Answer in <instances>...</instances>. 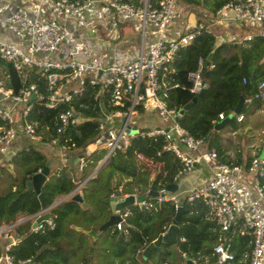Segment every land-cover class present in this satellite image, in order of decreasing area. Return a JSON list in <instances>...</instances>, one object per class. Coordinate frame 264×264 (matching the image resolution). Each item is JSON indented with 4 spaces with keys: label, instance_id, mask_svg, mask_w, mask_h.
<instances>
[{
    "label": "built area",
    "instance_id": "obj_1",
    "mask_svg": "<svg viewBox=\"0 0 264 264\" xmlns=\"http://www.w3.org/2000/svg\"><path fill=\"white\" fill-rule=\"evenodd\" d=\"M27 2L14 6L13 0H0V27L11 30L14 38L0 40V61L10 64L22 81V86L15 91L5 87L6 83L11 85L9 77L0 79V120L4 123L0 127V156L6 158L8 167L13 168L10 160L18 150L29 152L30 144L43 143L44 134L49 131L47 124L41 126L39 122L28 121L33 102L56 111L52 124L54 132L61 135L86 121L75 104L89 90L90 98L97 104L93 109L99 114L93 119L97 120L100 136L95 145L105 152L100 166L129 148L130 138L140 131L138 117L143 113L153 114L163 127L153 128L147 135L165 138L163 149L170 151L182 165L178 178L199 169L201 163L206 165L209 174L207 178H200V185L184 192L180 199L167 196L161 190L159 193L166 192V195L158 197V203L171 201L175 211L183 202L202 200L206 204L218 228L212 264H264V183L261 182L264 156L254 155L247 166L221 162L215 148H208L179 126L176 120L179 112L168 102L170 90L178 87L173 81L172 66L177 52L201 34H212L217 28L229 25L260 27L248 32L243 40L264 37V0H233L221 6L210 20L182 33L173 31L176 0H163L154 8L147 0L138 7L125 0ZM135 33L139 48L134 53L127 46ZM216 38L217 45L224 41L222 35ZM120 43L125 46L124 53L117 47ZM188 79L193 84L192 93L206 87L202 84L201 68L189 74ZM259 88L262 93L247 98L244 105L261 97L264 100V80ZM218 119L224 121L226 117L220 114ZM243 119L240 115L236 121L240 123ZM133 126L137 127L136 134L128 135ZM21 140L26 145L22 146ZM69 142L70 139L61 141L56 136L48 146L67 152ZM260 152L264 153V145ZM137 159L144 161L142 155H137ZM83 167L80 159L79 171ZM89 178L72 193H80ZM141 206L151 207L146 202ZM51 209H42L22 221H33L34 232L53 229ZM46 214L49 218L37 223ZM127 216L126 212L120 215L121 221L115 225L117 231L123 229ZM13 227L0 228V238L10 241L4 246L0 264H35L33 258L14 262L7 254L15 244L11 239ZM234 236L245 238L249 248L238 258L232 249ZM180 257L182 264H210L208 258L198 262L185 253Z\"/></svg>",
    "mask_w": 264,
    "mask_h": 264
},
{
    "label": "trees",
    "instance_id": "obj_2",
    "mask_svg": "<svg viewBox=\"0 0 264 264\" xmlns=\"http://www.w3.org/2000/svg\"><path fill=\"white\" fill-rule=\"evenodd\" d=\"M125 1L135 7L141 3V0ZM162 1L147 0L152 8ZM183 1L188 6L201 5L198 0ZM231 1L233 0H206L210 11H207L208 14H200L204 19L196 25L213 18L221 6ZM247 28L250 32L257 30V27ZM217 35H221L218 29L212 34L203 33L177 52L172 66L173 81L178 87L170 90L168 102L170 107L179 112L195 98L192 107L178 121L179 126L195 139L202 140L208 148H215L221 162L247 166L251 158L242 162L240 159L230 161L225 157L214 127L220 122L218 116L223 114L226 119L231 117L226 125L236 128L238 116L242 115L244 118L250 106L257 107L264 103L262 97L248 105L243 103L241 112L234 114L241 99L244 102L247 98L262 93L259 85L264 80V37L255 36L247 41L228 35L217 45ZM199 68L205 73L202 84L206 87L198 93H192L193 84L188 76ZM6 77L11 81V85H8L5 80L6 88L11 87L17 91L22 86V81L11 65L0 61V79ZM40 91L44 93L42 88ZM81 104L83 108L80 107ZM94 105L97 104L92 101L87 90L83 97L76 99L75 104V108L87 118L86 121L67 129L61 135L54 132L52 124L56 111L45 109L39 102H33L28 119L39 122L41 126H49V131L44 134L43 144H50L51 139L56 136L61 141L70 139L68 152L77 151L76 154L82 156L84 164L80 181H84L90 172L98 168L105 154L101 149L86 153L88 147L95 145L100 137L97 120H93L99 116L96 108L93 109ZM2 126L4 123L0 120V127ZM146 129L148 128L140 127L139 134L130 138L129 148L107 159L96 176L83 185L81 198L86 207L72 200L62 203L57 201L67 197L81 184L71 176L74 167L78 168V165L73 166L72 170L61 168L50 172L47 181L42 185L41 194L45 209L52 207L50 214L54 228L34 232L33 221L16 226L11 234L14 233L17 242L7 252L13 261L33 258L35 264H182L180 254L185 253L198 262L208 258L212 264L215 258L211 254L218 238V228L202 200L182 203L183 212L178 222L177 242L175 245L160 244L146 258L143 256L144 250L164 234L173 222L176 211L171 201L158 203L156 198L147 197L145 202L151 205L150 208L139 204L129 207L125 211L128 216L123 229L117 231L114 226L99 233L94 244L91 238L74 229L78 227L83 231L96 232L110 216L109 205L105 201L111 200L115 193L121 197L146 196L149 189L160 192L167 185L175 183L182 167L180 161L170 151L163 149L166 145L164 137H149V130ZM137 155H142L144 161L138 160ZM145 162L155 164L160 169L152 187L151 172ZM11 163L17 176L7 171L5 176L3 171L0 173V228L14 225L20 217L28 218L42 210L35 193L27 190V182L43 168L49 167V158L31 146L29 152L18 150ZM115 176L117 179L112 183ZM261 182L264 183V175ZM173 246L175 252L171 250ZM232 249L236 258L240 257L244 251L249 250L247 240L234 236Z\"/></svg>",
    "mask_w": 264,
    "mask_h": 264
},
{
    "label": "rangeland",
    "instance_id": "obj_3",
    "mask_svg": "<svg viewBox=\"0 0 264 264\" xmlns=\"http://www.w3.org/2000/svg\"><path fill=\"white\" fill-rule=\"evenodd\" d=\"M142 1L143 0H141V2ZM198 1H200L201 5H199V6H188L183 0H176V2L174 4V10H175V12L177 14V19L174 21L173 27H174V25H176V23H178L179 26H182V27H180V29L177 30L179 33L186 32L188 28L193 27V26H196V24L198 23V21H203L202 19H204L203 16L200 15V14H208L207 11H210L209 4H206L205 3L206 0H198ZM200 24H202V23H200ZM126 27H128V26H126ZM0 29H1V27H0ZM217 29H218V32L221 35L224 33L222 28H217ZM258 29H260V27H257V30ZM136 37H137V34L135 33L134 34V37H133V39L131 41V43L127 46V48L132 49V51L134 53L139 48V42L136 39ZM242 37H243V34L241 36V33H239L236 36V39L237 40H242ZM13 40H14V38H13ZM9 41H12V40H9ZM117 47L120 50H122V52L124 53L125 46H123V43L118 44ZM256 122H257V125L255 124ZM137 124L141 128H143V129L148 128V129H146L147 131L148 130H151V129L155 128V127H163V124L160 121H158V119H157L156 116H154V115H146L145 113H143V116L142 117H138L137 118ZM248 124H250V126H252V129H249L250 127L248 126ZM261 126L264 127V117L261 114L258 113L257 116L254 117V118H251L249 120V122H246L245 124H242L241 125L240 131H239V134L238 135L240 137L244 138V139L245 138H248L249 139V137H250V139L251 138H254L255 137V134H254L255 133V129L256 128H259ZM259 133H260V129H257V134H259ZM216 134L219 135V132L216 131ZM257 136H259V135H257ZM263 142H264V134L261 137V141L257 142L258 147H261V149H262ZM99 148L100 147H98L97 145H91L86 150V153L90 154L92 151H94L96 149H99ZM180 148L182 149L181 146H180ZM255 149L252 148L251 150L254 151ZM255 151L257 152V150H255ZM76 152L77 151L70 152L71 155H69L68 158H65V157H60L59 154H57L56 151H52L51 153H48L46 150L44 152L42 151V153H44V155L47 156V157H49L51 155L53 158H58V159L61 158V159H64V160L67 159V163L66 164L68 165V170L71 169L73 166L79 165L78 164L79 162H77V164H76V162L74 161L75 159H77V158L80 157V155H77L78 153L76 154ZM260 156L263 157L264 156V153L261 152ZM145 165L147 166V168L151 172V176L153 174H155V177H156L157 172L160 171L159 167L157 165H155V164L148 163V162L147 163L145 162ZM13 171H14V175L17 176V174L15 172V169H13ZM96 173L97 172H95V171L90 172L87 175V178H89V177H90V179L94 178L96 176ZM81 175H82V171H79L78 168L74 167L73 172L71 174V176L73 177V180L76 181V182H79V183L83 184L84 181L87 178L84 181L82 180L83 181L82 182V181H80L81 180L80 179ZM208 175L209 174H208V170H207L206 165L204 163H201V166H200L199 169L195 170L194 172H190L186 177H184V178L181 179L180 184H179V188L180 189H179V191L177 190L176 197L177 198H182V196H183V194H182L183 193V190H186V189L189 190V189H191L194 186L195 187L199 186L200 185L199 179L200 178H202V179L207 178ZM116 179H117V176H115L114 180H112V183ZM90 186L92 187V184ZM65 200H71V199H67L66 198ZM98 203L99 202H97V204ZM81 206H82V204H81ZM24 219L22 217H20L19 220L17 221V223L14 224V227L13 228H15L16 226H18L20 224H23L24 221H22V220H24ZM75 220L76 221H79V219H75ZM21 221H22V223H20ZM11 236H12L11 239L16 240V238L14 236V233H12ZM7 243H9V242H6L2 238H0V253H2V254L5 253L4 246ZM100 246L103 247L102 244H100ZM99 250H102V249L99 247ZM171 250H173L175 252L174 246L171 247Z\"/></svg>",
    "mask_w": 264,
    "mask_h": 264
},
{
    "label": "crops",
    "instance_id": "obj_4",
    "mask_svg": "<svg viewBox=\"0 0 264 264\" xmlns=\"http://www.w3.org/2000/svg\"><path fill=\"white\" fill-rule=\"evenodd\" d=\"M13 4H14V6H18L20 4L26 5V4H28V2H27V0H13ZM180 27H182V26H179L178 23H176V25H174V27H173V31L178 33L177 30L180 29ZM223 32L224 33L222 34V37L227 38L228 35L237 36L239 33H241V36H242V34H243V36H245L248 32H250V29L247 28L246 26L229 25L228 28L227 27L223 28ZM132 39H131V41H132ZM0 40H2V41L13 40V35H12L11 30H9L7 28L6 29H0ZM263 104H261L259 106L257 105V107H256V105H254L252 107L250 106V108H248V114L244 115L243 121L240 123L236 122V128H233L232 126L226 125V123L228 122L229 119H231V117L222 121L224 123L223 126L217 130V132H219L218 138H219L220 144L222 146V149H224L225 157H227L230 161H236V160L238 161V159H240V160H242V162H244L246 159H250L254 155H260L261 154V152H260L261 147H258L257 142L261 141V137L264 134V127L261 126L259 128H256L255 133H254L255 137L251 138V139H250V137H249V139L248 138L244 139V138L240 137L238 134H239L241 125L245 124L246 122H249V120L251 118L256 117L258 113L264 117V105ZM148 115H153V114H148ZM140 117H142V116H140ZM136 123H137V120H136ZM255 124L257 125V122ZM248 126L250 127L249 129H252V126H250V124H248ZM257 129H260L259 134H257ZM257 135H259V136H257ZM21 141L23 143L22 146L26 145L25 140H21ZM30 145H32V147H34L36 150H38L40 152H42V151L44 152L45 150L48 153H51L52 151H56L60 157L68 158V156L71 155L70 152H68V151L62 152L56 148L48 146V144H46V143L43 144V143H36L35 142L34 144H30ZM263 145H264V142H263ZM252 148H254V149L256 148L255 150H257V152L255 150L252 151L251 150ZM47 158H49L48 164H50L49 167L47 168L49 170V173L58 171L61 168H65V167L68 168V165L66 164L67 159L64 160L61 158L60 159L53 158L51 155ZM100 162L98 164V168H100V164H101ZM10 163H11V160H10ZM12 170H13V168L10 169L8 167V163H7L6 158L0 156V173L3 171L2 173L5 176L6 175L5 171H7L9 174L14 175V172ZM96 170H95V172H97ZM89 180H90V178H89ZM179 184H178V191L180 189ZM0 185H1V183H0ZM187 190L188 189L183 190L182 194H184V192H186ZM76 194H79V193H76ZM116 194L117 193H115V195ZM174 195L176 196V194H174ZM66 198L71 199V197H64V198L57 199V201L59 203H62L64 201H66L65 200ZM178 199H180V198H178ZM33 224H35V223L32 222V226H33ZM6 242H8V241H6ZM14 242L16 244L17 240H14Z\"/></svg>",
    "mask_w": 264,
    "mask_h": 264
},
{
    "label": "water",
    "instance_id": "obj_5",
    "mask_svg": "<svg viewBox=\"0 0 264 264\" xmlns=\"http://www.w3.org/2000/svg\"><path fill=\"white\" fill-rule=\"evenodd\" d=\"M204 75L205 73L202 72V77H204ZM34 99H35V96H32L31 100H34ZM194 102H195V98L179 111V114L176 117L177 121H179L180 118L192 107ZM242 107H243V99L239 101L237 107L234 110V114H239L242 110ZM223 124L224 123L222 121L218 122L216 126L214 127V130L217 131L220 127L223 126ZM136 132H137V127L133 126L131 131H127V134L135 135ZM80 159H82V156L74 160L76 164L77 162H79ZM98 169L96 171H98ZM48 176H49V170L47 168H43L40 172L32 176L31 179L27 182V190L35 193L42 209H45V203H44L43 195L41 194V188H42V185H44V183L47 181ZM154 179H155V174H153L150 178V183H151L150 187H152V183ZM179 181H180V178H177L174 184L167 185L164 188V190L169 194H175L178 190ZM166 192H162V193L153 192L151 189H149L146 196L127 195V196L121 197L116 194L111 200L105 201V203L109 205L110 216L108 220L104 224H102L96 232L94 230L83 231L78 227H75L74 229L76 232H81L82 234L91 238L94 244L98 239V234L105 232L108 229L117 225L121 221L120 215L124 211H126L129 207L135 204H139L141 206V204L145 202V199L147 197H154V198L165 197ZM72 194H70L72 201L78 202L79 204H82L83 207H86V204L83 203V199L81 198L80 194H73V195ZM182 212H183V208L179 207L176 211L173 222L169 226L168 230L164 234L160 235L155 241L150 243L147 246V248L144 250L143 252L144 258H146L148 254L154 248L158 247L162 243L175 244L177 242L178 222H179V218ZM48 218H49V214H46L42 216L41 218H39L37 220V223H39L42 220H47ZM34 225L35 224H33V227Z\"/></svg>",
    "mask_w": 264,
    "mask_h": 264
},
{
    "label": "clouds",
    "instance_id": "obj_6",
    "mask_svg": "<svg viewBox=\"0 0 264 264\" xmlns=\"http://www.w3.org/2000/svg\"><path fill=\"white\" fill-rule=\"evenodd\" d=\"M139 127H140V126H139ZM181 179H182V178H180V180H181ZM179 183H180V182H179ZM80 193H81V191H80ZM80 193H79V194H80ZM71 194H72V193H71ZM175 194H176V193H175ZM168 195H174V194H169V193H168L167 196H168ZM71 196H72V195H71ZM80 196H81V194H80ZM67 197H70V194H69ZM156 199H157V198H156ZM124 212H125V211H124Z\"/></svg>",
    "mask_w": 264,
    "mask_h": 264
}]
</instances>
